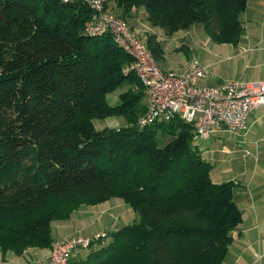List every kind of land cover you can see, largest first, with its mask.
<instances>
[{
	"label": "trees",
	"instance_id": "16d2710c",
	"mask_svg": "<svg viewBox=\"0 0 264 264\" xmlns=\"http://www.w3.org/2000/svg\"><path fill=\"white\" fill-rule=\"evenodd\" d=\"M246 1L105 0V8L112 2L126 20L143 7L168 35L201 23L213 41L236 44ZM90 14L80 0H0L1 251L50 247L51 221L118 197L136 217L69 264H221L242 220L232 182L210 179L187 122L137 126L143 85L123 73L131 58L110 35L83 34ZM122 84L139 91L109 105ZM109 116L126 124L94 126Z\"/></svg>",
	"mask_w": 264,
	"mask_h": 264
},
{
	"label": "crops",
	"instance_id": "0c3cea01",
	"mask_svg": "<svg viewBox=\"0 0 264 264\" xmlns=\"http://www.w3.org/2000/svg\"><path fill=\"white\" fill-rule=\"evenodd\" d=\"M110 9L120 14V9L113 4ZM125 18L131 30L144 38L146 44L149 36H153L158 52L152 56L161 69L181 73L189 61L196 58L208 70L199 81L206 85H219L225 79H264V0L246 1L239 15L241 32L236 44L213 41L201 23L168 35L149 24L143 7L132 8ZM108 97L107 94V100ZM112 97L114 100L115 95ZM194 144L201 158L210 163V179L214 183L232 182L233 200L242 214L241 222L231 232L232 240L221 264H264V105L249 113L245 130L219 129L214 136L198 139ZM115 204L122 205L119 200ZM95 206L100 211V220L111 207L109 199ZM91 213L92 207L87 211L80 206L68 219L51 221L52 239L75 234L95 237L123 226L116 223L111 214L101 225L107 228L96 230L98 221ZM75 223L80 229L73 225ZM83 230L90 233L83 235ZM49 250V247H27L17 255L13 251L3 253L0 249V264H46ZM87 253L86 249L73 256L84 258Z\"/></svg>",
	"mask_w": 264,
	"mask_h": 264
},
{
	"label": "built area",
	"instance_id": "2783aa9c",
	"mask_svg": "<svg viewBox=\"0 0 264 264\" xmlns=\"http://www.w3.org/2000/svg\"><path fill=\"white\" fill-rule=\"evenodd\" d=\"M80 1L91 9L83 34L93 37L108 34L131 58V63L122 71L134 73L144 88L146 104L136 120L139 128L177 117L192 126V140L196 142L214 136L219 129L245 130L249 113L264 105V79H225L219 85H206L199 81L208 70L196 58H192L181 73L161 69L145 40L135 35L125 19L109 12L105 0ZM89 242L81 236L53 241L47 264H67L73 252L89 246Z\"/></svg>",
	"mask_w": 264,
	"mask_h": 264
},
{
	"label": "rangeland",
	"instance_id": "374dc122",
	"mask_svg": "<svg viewBox=\"0 0 264 264\" xmlns=\"http://www.w3.org/2000/svg\"><path fill=\"white\" fill-rule=\"evenodd\" d=\"M112 2H110L109 4H107V6L109 5L110 6V4H111ZM110 11L109 12H111L112 14H114V15H116V13H115V11H113L112 9H109ZM133 31V30H132ZM134 32V31H133ZM135 33V35L139 38V39H141L142 41L143 40H145L144 38H142V37H140L136 32H134ZM146 42V41H145ZM147 45V44H146ZM154 59V58H153ZM156 62V61H155ZM131 63V61H129V62H127V63H125V65L124 66H126V65H128V64H130ZM157 64V63H156ZM123 66V67H124ZM131 90L132 89V91H134V92H137V91H139V87H137V86H129L128 84H122L121 86H119L117 89H115V90H113V91H111L110 93H108V98H110L109 100H107L108 101V103H109V105H115V104H117L118 102H119V94L120 93H123V92H125V91H127V90ZM112 95H115V102H111V101H114L113 100V97H112ZM117 96H118V99H117ZM118 100V101H117ZM145 104H146V102L145 101H143V105H144V107H145ZM93 123H94V126L97 128V129H99V128H118V127H120V126H123V125H125L126 123H125V120L123 119V117H121V116H109V117H106V118H104V119H95L94 121H93ZM169 139V137H166V138H163L162 137V140H161V143L163 144V143H165L167 140ZM116 200H119L120 201V203L122 204V205H118V204H115V202H116ZM109 202H110V205H111V207H110V210H108L107 212H106V214H104V216H102L101 215V217H103V219L102 220H100V215H99V213H100V211H99V209H98V207L97 206H95V205H97V204H93V205H88V204H81L80 206H83L84 207V209H86L87 211H89V209H91V207H92V213H91V215H93L92 217H95L96 219H97V223H96V225H95V228H96V230L98 229V230H103V229H106L107 227L106 226H104V227H101V225L103 224L102 222H105L108 218H110V216H111V214H113V216H114V219H116L115 221H116V223H120V225H125V224H128V223H131L132 222V220L136 217V214L134 213V211L130 208V206L127 204V203H125L121 198H118V197H112V198H110L109 199ZM99 204V203H98ZM79 206V207H80ZM78 207V208H79ZM77 208V209H78ZM77 209H75V210H77ZM74 210V211H75ZM36 216V215H35ZM104 217H105V220H104ZM74 226H77V227H79L76 223L75 224H73ZM79 229H80V227H79ZM92 231H93V229H91ZM113 231V230H112ZM81 232V231H80ZM88 233H90V232H88L87 230H83L82 231V234L83 235H88ZM109 233V232H108ZM108 233H106L107 235H102V234H99L98 233V235L101 237V238H103V240H106V238H107V236H108ZM56 235V234H55ZM97 235V236H98ZM73 237H75V236H81L80 234L78 235H72ZM71 236V237H72ZM97 236H95V237H85V236H81V237H83V238H88L89 240H92V239H95V238H97ZM68 238H70V237H67V238H64V239H56V240H53V241H63V240H67ZM102 240V241H103ZM107 240H109V239H107ZM52 241V242H53ZM51 246V245H50ZM89 248V246H87V247H85V248H82V247H79V248H77L74 252H73V254H72V258L71 259H73L74 258V253H76V254H78L79 252H83V251H85L86 249H88ZM49 249H50V247H49ZM90 249V248H89ZM7 251H12V250H7ZM49 255H50V250H49ZM48 260H49V257H48ZM48 263V262H47ZM46 263V264H47Z\"/></svg>",
	"mask_w": 264,
	"mask_h": 264
}]
</instances>
